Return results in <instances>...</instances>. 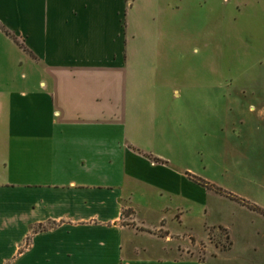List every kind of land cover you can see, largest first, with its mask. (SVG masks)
<instances>
[{
    "label": "crops",
    "instance_id": "obj_1",
    "mask_svg": "<svg viewBox=\"0 0 264 264\" xmlns=\"http://www.w3.org/2000/svg\"><path fill=\"white\" fill-rule=\"evenodd\" d=\"M204 1L245 16L250 39L264 41V0ZM143 12L132 0H0V264H220L240 216L264 221V103L239 83L243 96L217 117L225 184L174 161L170 98H144L130 79L176 55L140 44ZM206 104L184 98L191 138ZM216 201L229 218L212 224ZM212 229L228 233L229 250ZM144 237L188 257L146 259L134 246ZM199 246L215 251L200 259Z\"/></svg>",
    "mask_w": 264,
    "mask_h": 264
},
{
    "label": "rangeland",
    "instance_id": "obj_2",
    "mask_svg": "<svg viewBox=\"0 0 264 264\" xmlns=\"http://www.w3.org/2000/svg\"><path fill=\"white\" fill-rule=\"evenodd\" d=\"M145 13V21L138 22L140 44L150 49L175 50L176 55L170 58L160 57L161 60L170 59V63L160 66L156 71H148L138 75H131L130 79L142 83L141 93L144 98H170V112L174 113L176 123L175 141L177 147L167 151L173 160L183 162L201 177L223 185L227 182V175L223 172L224 160L217 155L218 115H227L226 109L232 107L229 102L243 93L239 83L248 91H255V103H264V41L250 39V26L243 15L238 12L232 14L227 6L222 8L220 2L217 8L204 0H132ZM223 15L221 16V14ZM222 17L224 18L222 21ZM160 19L153 24V20ZM223 22V23H222ZM224 27V30H223ZM239 32V38L234 32ZM252 33V30H251ZM158 35V37H153ZM148 36V38H147ZM241 51L236 54V51ZM252 54V55H251ZM262 63V64H261ZM240 66V67H239ZM241 69V70H240ZM166 84L164 88L156 89L154 85ZM252 84L255 87H250ZM250 89V90H249ZM202 97L206 100L203 114V134L193 135L191 138V120L185 118L184 98ZM251 96L250 98H252ZM249 98V99H250ZM163 112V105L159 106ZM216 116V117H215ZM186 119V120H185ZM197 123V121H196ZM188 127V128H187ZM262 127V126H261ZM202 133V132H201ZM257 133L264 135V127L258 128ZM200 134V133H199ZM187 138L194 142L193 150L186 144ZM206 154V162L202 165L200 153ZM161 150V149H160ZM204 176V177H203ZM209 181V180H208ZM212 203V202H211ZM209 221L217 224L227 220L228 209L222 212L223 202L216 201ZM223 204V205H222ZM215 208V210H214ZM227 216V217H225ZM239 226L234 230L232 242L233 250L224 254L220 264H264V221L259 217L243 215L239 217ZM242 224V225H241ZM248 227L249 230H245ZM194 229L199 237L206 233L200 221L194 220ZM210 237L214 244L229 250L232 242L228 233L212 229ZM134 246L140 248L137 252L142 257H188L185 249L179 252L177 244H168L163 240L149 237L134 240ZM134 246L126 244V255L135 252ZM215 249L199 246L191 249L193 255L204 259Z\"/></svg>",
    "mask_w": 264,
    "mask_h": 264
},
{
    "label": "trees",
    "instance_id": "obj_3",
    "mask_svg": "<svg viewBox=\"0 0 264 264\" xmlns=\"http://www.w3.org/2000/svg\"><path fill=\"white\" fill-rule=\"evenodd\" d=\"M4 29V28H3ZM5 30V29H4ZM6 33L10 36H12L8 31H6ZM199 184L205 186L206 188L210 189V190H214L215 187L213 185H211L210 183L206 182L205 180H202V179H198L196 178L195 179Z\"/></svg>",
    "mask_w": 264,
    "mask_h": 264
}]
</instances>
